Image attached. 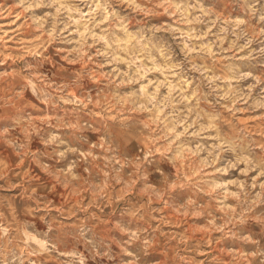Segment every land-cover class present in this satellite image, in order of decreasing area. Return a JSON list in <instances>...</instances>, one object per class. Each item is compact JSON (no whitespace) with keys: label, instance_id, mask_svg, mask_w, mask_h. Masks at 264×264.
I'll return each mask as SVG.
<instances>
[{"label":"rangeland","instance_id":"1","mask_svg":"<svg viewBox=\"0 0 264 264\" xmlns=\"http://www.w3.org/2000/svg\"><path fill=\"white\" fill-rule=\"evenodd\" d=\"M0 264H264V0H0Z\"/></svg>","mask_w":264,"mask_h":264}]
</instances>
